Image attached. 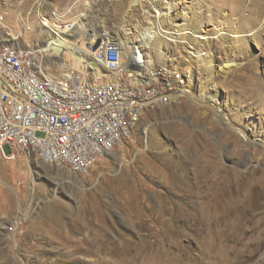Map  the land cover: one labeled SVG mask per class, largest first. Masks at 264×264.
<instances>
[{
  "label": "rangeland",
  "instance_id": "rangeland-1",
  "mask_svg": "<svg viewBox=\"0 0 264 264\" xmlns=\"http://www.w3.org/2000/svg\"><path fill=\"white\" fill-rule=\"evenodd\" d=\"M135 1L0 0V14L6 28L0 30V44L37 50L42 72L58 74L57 66L47 65L55 56L40 50L49 38L47 33H39L40 20L46 18L54 25H63L84 19L82 30L87 35L84 45L92 25L99 35L114 38L115 31L126 27L131 38H135L149 19L158 20L146 13L156 15L155 8L166 6L165 0H142L133 7ZM255 3L260 5L259 13ZM172 7L167 14L171 24L168 21L165 24L171 33H162L161 37L162 56L145 45L138 46V51L144 57L150 51L157 66L180 70L196 96L204 94L205 87L201 86L206 80L201 62H197L199 55L209 53L214 70L221 65L241 64L225 81L218 80L216 103L233 125L232 129L239 128L251 139L260 141L264 138V0H174ZM183 11L188 12V17L182 15ZM163 17L159 16V20ZM176 23L187 25H181L175 34ZM222 26L224 29L218 30ZM202 33L208 38L199 39L198 34ZM179 52L185 56L190 52L189 59L195 60L189 63V70H185L187 60L179 58ZM88 70L84 68L85 72ZM199 108L206 110V114H201ZM214 118L210 108L195 105L187 94L180 104L146 110L131 139L116 146L84 176L63 166L29 162L24 157L5 160L0 155V264H82L76 259H98L82 252V241L93 238L97 229L95 217L98 216L94 217V211L101 214L102 223L110 228L109 239H115L114 229L126 238L132 237L131 233L135 237L136 232L126 228L127 215L122 211L120 190L131 191L123 197L127 205L139 202L140 206L155 208L163 202V208L167 206L164 217L165 214L169 217L170 211L179 205L195 219L205 217L212 210V202L206 206V199L213 194L217 179L203 146L213 137V141L221 144L219 148L223 146L225 151L231 148L220 139L225 125L213 121ZM186 133L189 134L185 136ZM200 153L205 154L204 159L198 157ZM231 157L239 159V154ZM251 159L249 168L255 169L250 170L251 177L258 179L264 173V166L257 167L256 158ZM220 161L229 167L228 159L221 157ZM237 169L231 168L235 173ZM254 184L262 193L255 200L247 201L248 210L240 220L234 216L228 221L232 227L213 220V216L208 222L195 220L189 226L187 222L174 223L178 228L175 235L160 238L153 233L161 225L151 219L152 248L146 260L137 264H264V178ZM133 192L137 197L130 200ZM84 203L92 206L89 212ZM236 221L237 227H233ZM99 257L102 264L124 258L121 255Z\"/></svg>",
  "mask_w": 264,
  "mask_h": 264
},
{
  "label": "bare ground",
  "instance_id": "bare-ground-1",
  "mask_svg": "<svg viewBox=\"0 0 264 264\" xmlns=\"http://www.w3.org/2000/svg\"><path fill=\"white\" fill-rule=\"evenodd\" d=\"M141 1L142 0H137L135 2H132V6L134 7V5H139V2ZM173 1L165 0L166 6L162 5L159 10L155 8L158 13L156 15H151L152 13L148 15L146 13L148 17L150 16L149 18L153 17L154 19L158 20L155 22L154 20H152V18H147L149 19L147 22L148 25L139 30V34L135 38H131L129 31L127 30L129 28L126 27L122 28L121 30L115 31V38L108 34H100L102 36L100 37L97 31H95L96 27L93 25L90 27L91 33L88 35L90 36L87 41L88 43L93 45L97 41V39L102 38V40H100L99 46L94 51L104 52L105 49H109L110 40L111 43L115 44L116 55H123V53L126 54L129 51L133 60L130 61V68H127V76L125 74H114L111 73L109 70L105 69L102 65L101 56L99 57L91 54L89 48L85 47L86 45H84V40L85 36L87 38V35L85 34L86 32L82 30L84 19H80L78 23H72V27L74 30L72 33L61 35L60 30H63L65 28V24L54 25L46 18H43L39 22V33L45 32L48 34L49 37L46 39V42L41 46L40 50L43 52L49 51L55 56L54 60H49L51 62L47 65H51L52 67L57 66L60 72L73 68L76 69L80 64L82 65L83 63H85L84 66L92 67L93 78H97V80L84 81V88L87 89L89 92L104 93L105 95L119 94L123 97L128 98H139V90L136 88H140L142 89V91L176 90L175 93H171V95L164 96L163 101L159 102L158 99H151L149 101L137 102L134 105H128V107L122 108V115H129V122H133V131L136 124L138 123L141 116L146 110L155 109L161 106H174L180 104L183 98L185 97V94H187L189 99H191L195 105L200 104L206 109L210 108V110L215 115L213 121L223 122V125H225V129L221 133L220 139L223 143H225V145L230 144L231 146L229 151H225V147L222 146V148H219V145L221 144L217 140L213 141L214 138L211 136V142L203 146L205 147L204 151L207 152L206 157L212 162L211 167L214 170V173L216 174L215 177L217 179V184L215 185L213 194L211 193L210 196H208L206 199V206L209 205V202H212V210L209 214H206V216L201 218L200 220L198 219V217L195 219L192 214L188 213L185 207L179 205L178 208L173 211L170 209L171 211L169 213V217H167L166 214L164 217L163 213L164 210H166L165 208H167V206L163 208V202H158L159 206L155 208H149L144 204L140 206L141 204L139 205V202L138 204L127 205L126 200H123V197L125 196L126 192L131 193V191L120 190L119 200L121 205L123 206L122 211L127 215V219L125 218L126 228L131 232L132 230H134L133 232H136L135 237L133 236V233H131L132 237L126 238L121 232H119L118 230L116 231V229H114L115 227H113V233H115L116 237L114 240L109 239L108 235L110 233V228L108 227V225L102 223L101 214H99L97 211H94V217L98 216L97 219L95 217V224L97 226V229L96 232H93V234H95L93 238L85 239L84 241H82L84 244L82 252L93 254L94 256H97L98 259L83 260L79 257V259H76L79 261V263L102 264L103 260L99 257L100 255L124 256V258L119 260V262L114 261L111 264H137L138 262L142 263L144 262V260H146L149 249L152 248V244L149 241V237L152 235L153 232H151L152 227L150 228L149 225L151 219L161 225L160 227L158 226V229H155L153 227L155 229V232L153 234L156 236L159 235L160 238L161 236L175 235L176 230L178 228H175L174 223L187 222L188 225L195 222V220L201 221L203 223L205 221H210L211 217L213 216V220H217V222L221 221V223L224 224H231L232 227V223H230L231 221H228L231 220V218L234 216H237L236 218L240 220L239 218H242L244 216V211L248 207L247 201H252L253 198L255 200V197H257L259 193H262V190L259 188V186L254 183L262 180L264 178V173H262V175L258 177V179H254V177L251 176L252 172L255 171V169H250L249 167L252 166L250 165L252 160L251 157L256 158L257 167L264 166L263 136L260 141H255L251 139L250 136L246 135L245 132L241 129H232L233 125L230 121H227L226 116L221 113V110L219 109L216 103L219 97L216 88L218 80L225 81L227 77L232 75L234 68L239 69L241 64L238 65L230 63L227 65H221L217 70H214L211 65L212 58L210 57V54L204 53L201 54L204 56L199 55L198 60H196L199 63L201 62L199 64L200 68L206 76V80L203 86H201L205 87L204 94H200L199 96L194 95L190 81L188 80L185 82L183 73L180 72V70L177 71L173 69L175 71H172L168 70L167 68H164L163 66H157L154 64L155 60L150 54V51L156 52L157 56H162V50L160 46L162 40L161 37L163 36L162 33H171V31L169 30L170 28L168 26V28L165 27V24H167L168 21L167 14L169 12L171 13V9L177 4L174 3V6L172 7ZM177 6L175 7L177 8ZM255 8L256 12L259 13L260 5L256 4ZM160 10H165L166 12L161 13ZM182 13V15L185 17L187 16L188 12L183 11ZM159 16L165 17L159 20ZM246 18L251 20V18L249 17ZM181 25L186 26L187 24L185 25V23H176V25H174L175 28L173 30L175 34L180 31L179 27ZM184 28L186 29V27ZM223 29L224 28L222 26L218 30ZM29 35L30 32H27V36ZM231 35L237 36L236 34ZM25 36L26 35L24 34V37ZM16 38L18 37H15L14 39ZM198 38L207 39L208 36L206 35V33H202L198 34ZM137 40L139 41V44H136ZM3 41L5 40L3 39ZM140 45H145L150 50L146 57H144V55L138 51V46ZM5 48L14 49L19 55H27V59L31 60L29 64V72L31 79L34 81L38 92L41 94H45L48 101H50L51 104H55V108H74L79 105L78 93H70L69 97L64 95V93L60 91V89H55L54 85L49 84V81H54V78H60V73H43L41 70V65L43 64H41V56L39 52H32V50H28L27 47V50H24V48L23 50H21L18 49L19 47L16 48L14 46L7 45L4 43L0 44V50ZM179 53L181 55H178L179 58L187 60V66H185V70H189L190 65L193 64L192 61L195 60L193 58L189 59L190 52L187 54L188 56L181 54V52ZM189 63L191 64L189 65ZM104 66L112 67V59H104ZM135 72L137 74H135ZM82 75H89V70L85 72L84 68H82ZM134 75L135 86L129 85L128 77H134ZM80 88H83V80H76V83H73V91H80ZM198 110L201 114H206V110H202L201 108H199ZM100 114H110V118H120V111L114 110V104L102 105L100 107ZM188 134L189 133H186L185 136H187ZM111 152L112 149H105L104 155H96L95 164L105 156L109 155ZM237 153L239 154V159H233L231 156L236 155ZM0 155L4 157L3 148H0ZM202 156L204 159L205 154H198L199 158ZM221 157L224 160H229V163H227L229 167H225L222 165L220 161ZM24 158L29 160V162L30 160L36 161V152H32L31 143H24ZM231 168L241 169H237L239 171L235 173L231 170ZM251 183L253 184L250 185ZM1 191L2 189H0V192ZM136 197L137 196L135 195V192H133L130 200H133ZM139 199L140 198H138V200ZM83 207L87 212H89L92 206L84 203ZM95 208L99 210L98 207ZM149 209L150 211L152 209L151 215L149 214ZM233 219L235 220V218ZM234 220L232 222H234ZM236 223L238 224L237 221L233 223V227H237ZM227 226L228 225H226L225 227L227 228ZM183 232L184 231H182V233Z\"/></svg>",
  "mask_w": 264,
  "mask_h": 264
},
{
  "label": "built area",
  "instance_id": "built-area-1",
  "mask_svg": "<svg viewBox=\"0 0 264 264\" xmlns=\"http://www.w3.org/2000/svg\"><path fill=\"white\" fill-rule=\"evenodd\" d=\"M1 29H5L3 15H0ZM73 31L72 22L68 21L60 35ZM85 45L91 44L86 42ZM90 53L101 56L103 67L111 73L127 76V68L133 60L129 51L116 55L115 44L110 40L109 49ZM104 59H112V67H105ZM30 61L27 55H19L14 49L0 50V148L4 150L5 160L24 157V143H31L32 152H36V162L63 166L84 176L95 166L96 155H104L105 149L113 151L131 139L133 122H129V115H122V108L151 99L160 102L164 96L176 92L136 88L139 98L92 93L84 88V81L97 78H93L92 67L80 64L78 69L60 72V78L49 81L66 96L78 93L79 105L55 108L45 94L38 92L31 79ZM82 68H89V75H82ZM76 80H83L80 91H73ZM128 84L135 86V75L128 77ZM104 104H114V110L120 111V118L100 114V107Z\"/></svg>",
  "mask_w": 264,
  "mask_h": 264
},
{
  "label": "water",
  "instance_id": "water-1",
  "mask_svg": "<svg viewBox=\"0 0 264 264\" xmlns=\"http://www.w3.org/2000/svg\"><path fill=\"white\" fill-rule=\"evenodd\" d=\"M100 39H97V41L93 45H87L86 47L89 48L90 51H94L99 46Z\"/></svg>",
  "mask_w": 264,
  "mask_h": 264
}]
</instances>
